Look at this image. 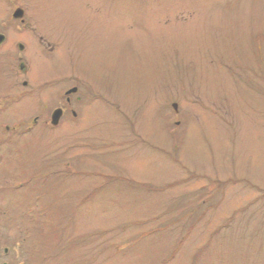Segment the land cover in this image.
Wrapping results in <instances>:
<instances>
[{
    "label": "rangeland",
    "instance_id": "1",
    "mask_svg": "<svg viewBox=\"0 0 264 264\" xmlns=\"http://www.w3.org/2000/svg\"><path fill=\"white\" fill-rule=\"evenodd\" d=\"M18 7L50 43L24 60L51 107L74 84L86 101L56 127L32 129L34 98L2 117L22 128L0 132L7 263L264 264V0H0V15Z\"/></svg>",
    "mask_w": 264,
    "mask_h": 264
},
{
    "label": "flooded vegetation",
    "instance_id": "2",
    "mask_svg": "<svg viewBox=\"0 0 264 264\" xmlns=\"http://www.w3.org/2000/svg\"><path fill=\"white\" fill-rule=\"evenodd\" d=\"M0 34L4 35V41L0 43V132L4 133L8 128L2 122V117L4 119V116H6L7 109L11 107L10 111L21 110L23 101L30 98H34L37 104L34 110L37 113L31 112L27 114V118L34 114L31 117L32 124L30 126L32 128H48L52 126L51 120L55 109L51 105L54 100L55 90L51 87H53L54 83L51 85L48 82L49 80L33 79L32 66L29 67V62L24 60L25 57L31 59L32 55L36 53L34 50L36 47L41 53H48L50 43L40 34L37 27L28 22L25 13L23 18H16L13 16L12 10L3 12L0 15ZM34 77L37 78L36 74H34ZM5 78L9 79L10 86L15 89V92L10 93L9 96L3 94L6 91L4 85L7 80L5 81ZM63 92L59 94H63ZM61 97L64 98L63 105L58 106V108H61V118L70 114L77 116L76 107L82 106L86 101L85 89L81 92V87L76 84L72 86L71 90L67 89ZM10 111L9 113L12 114ZM1 133L0 143L3 142ZM3 145L5 143L0 145V147L3 148ZM1 245L2 243L0 242ZM10 255V249L1 246L0 264H8Z\"/></svg>",
    "mask_w": 264,
    "mask_h": 264
},
{
    "label": "water",
    "instance_id": "3",
    "mask_svg": "<svg viewBox=\"0 0 264 264\" xmlns=\"http://www.w3.org/2000/svg\"><path fill=\"white\" fill-rule=\"evenodd\" d=\"M176 106V105H175ZM55 116H57V114L55 115ZM56 119H55V123H57V117H55Z\"/></svg>",
    "mask_w": 264,
    "mask_h": 264
}]
</instances>
